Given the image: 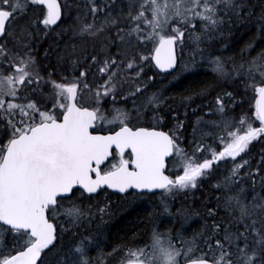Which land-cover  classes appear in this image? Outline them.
I'll return each mask as SVG.
<instances>
[{
  "label": "snow or ice",
  "instance_id": "1",
  "mask_svg": "<svg viewBox=\"0 0 264 264\" xmlns=\"http://www.w3.org/2000/svg\"><path fill=\"white\" fill-rule=\"evenodd\" d=\"M257 41L264 0H0V264H264ZM145 200L148 240L109 243Z\"/></svg>",
  "mask_w": 264,
  "mask_h": 264
},
{
  "label": "trees",
  "instance_id": "2",
  "mask_svg": "<svg viewBox=\"0 0 264 264\" xmlns=\"http://www.w3.org/2000/svg\"><path fill=\"white\" fill-rule=\"evenodd\" d=\"M249 33H239L237 35L236 40L229 45V49L224 52L225 55H236L239 54L240 49L244 47V44L248 39L250 38ZM46 46V45H45ZM260 47H264V45H260V42L257 41V48L251 53V56H255L257 51L260 50ZM53 63L55 62V58H52ZM203 71V70H201ZM169 80L171 77L168 78ZM158 80H162V83L157 84V88L161 90H165L169 88V84L167 80H163V76L158 78ZM166 96L168 97H175L174 100L170 99L168 101L169 104L172 105V107L179 110L181 118H183V113L185 109L181 106L182 102L180 99V92L179 90L173 89L172 91H166ZM197 103H200L199 100H197ZM195 107V105H193ZM245 108H247V101H245ZM239 111V109H237ZM189 112V123L194 122L196 120V115H193L191 112V109H188ZM255 151H259V147L255 149ZM205 193H207V188L203 189ZM203 198L200 196V193H197L196 195V207H200L202 203ZM113 204H120L119 201H117L115 198H113L112 201ZM189 206H192L193 200L192 198H188L187 201ZM159 202L156 200L154 202H148L147 200L143 202H137L133 206H129L126 209L122 208L121 212H119L116 216H114L106 225V228L108 232L110 233L112 240L109 241V243L113 242H128L133 239V236H136V239L139 242H143L148 240L150 230L153 227L152 223L148 222V216L151 212H153L154 208H158ZM179 205H176L173 207V211H175V207H178ZM203 210V209H201ZM162 211V210H161ZM169 220V217L166 215H160L159 211L157 212V218H156V225L159 227L161 231L165 230L166 226H170V224L167 223ZM198 217H193L192 221L189 223L188 227V234L190 235L193 231L197 230L201 224L202 221H199ZM127 233V235H125Z\"/></svg>",
  "mask_w": 264,
  "mask_h": 264
},
{
  "label": "rangeland",
  "instance_id": "3",
  "mask_svg": "<svg viewBox=\"0 0 264 264\" xmlns=\"http://www.w3.org/2000/svg\"><path fill=\"white\" fill-rule=\"evenodd\" d=\"M253 103H254V101H253ZM158 201V200H157Z\"/></svg>",
  "mask_w": 264,
  "mask_h": 264
},
{
  "label": "flooded vegetation",
  "instance_id": "4",
  "mask_svg": "<svg viewBox=\"0 0 264 264\" xmlns=\"http://www.w3.org/2000/svg\"><path fill=\"white\" fill-rule=\"evenodd\" d=\"M130 241H132V240H130Z\"/></svg>",
  "mask_w": 264,
  "mask_h": 264
}]
</instances>
